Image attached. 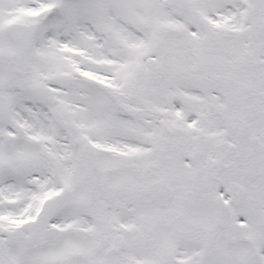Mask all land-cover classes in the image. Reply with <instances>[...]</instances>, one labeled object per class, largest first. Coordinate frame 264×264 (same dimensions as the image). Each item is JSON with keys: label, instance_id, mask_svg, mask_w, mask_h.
<instances>
[{"label": "snow or ice", "instance_id": "6c2138e0", "mask_svg": "<svg viewBox=\"0 0 264 264\" xmlns=\"http://www.w3.org/2000/svg\"><path fill=\"white\" fill-rule=\"evenodd\" d=\"M0 264H264V0H0Z\"/></svg>", "mask_w": 264, "mask_h": 264}]
</instances>
